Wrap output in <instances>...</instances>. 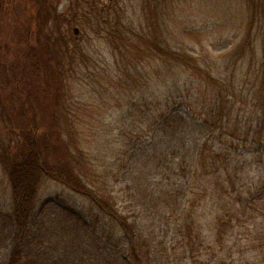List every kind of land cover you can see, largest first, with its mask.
<instances>
[{"label":"rangeland","instance_id":"374dc122","mask_svg":"<svg viewBox=\"0 0 264 264\" xmlns=\"http://www.w3.org/2000/svg\"><path fill=\"white\" fill-rule=\"evenodd\" d=\"M1 1L0 138H4L6 134L15 135L18 130H13L19 126L14 125L15 120L12 121L7 114L9 109L3 106L9 104L4 97L10 90L6 63L12 59L13 50L22 44V39L16 40L13 11L26 13L29 4L28 0ZM94 1L93 6L103 11L109 24L103 21L99 25L97 22L93 24L85 18L81 12V6L88 4L85 0H53L60 17L41 19L31 38L35 43H42L49 35V61L62 62L67 70L64 73L63 104H68L69 109L67 120H62L61 126L67 125L69 132H65V128L62 133L66 139L70 134L83 147L90 159V167L100 180H104L97 184H103L106 192L111 190L112 196H116V206L128 215L135 236L148 248L145 264H183L181 250L172 246L175 242L185 241L181 234L182 212L193 206L188 170L199 143L207 134L199 114L203 107L198 103V90L195 89L198 80L195 76L206 72L212 79L218 75L228 76L233 70L231 62H236L240 68L243 60L233 54L250 22L249 6L246 0ZM158 1L160 5H157ZM37 6L40 12L41 6ZM157 13L165 23L164 30L158 34L155 27ZM26 17L29 16L24 14L23 21L30 22ZM68 19L70 23H66ZM119 19L127 30L124 34L126 47L122 49L126 55L122 58L115 50L109 33ZM157 36L171 48L182 50L201 64L193 76L190 70L187 72L192 85L189 90L174 93L177 97L167 105L166 119L158 121L157 85L159 88L163 86L157 82V60L146 58L139 63L131 54L132 44L134 47L149 45L157 41ZM62 37L66 43L77 45L72 66L68 65L67 44L60 41ZM53 40L57 43L54 44ZM260 53L257 48L255 57ZM134 63L138 65L137 69ZM142 66V73L149 75L146 80L140 78ZM263 120L254 104H236L229 130L232 134L224 135L227 142H234L236 152L247 155L246 172L253 178L259 176L264 167V126L261 133H255ZM236 124L238 129L234 131ZM250 125L252 129L246 132ZM258 154H262L263 161H256ZM1 161L0 156V210L8 204L10 197ZM263 191L264 187L259 193ZM58 204L72 206L87 215L102 216L90 199L65 185L45 180L31 225L39 235L38 245L48 263L143 264L136 262L130 254L129 243L133 237L128 233L123 234L121 243L115 246L107 242V226L103 230L98 227L71 228L69 221L63 220L61 209L56 207ZM210 209L200 203L190 211L191 217L196 218L194 228L200 230L199 239L203 240L193 239L202 245L200 257L193 263L223 264L220 261L225 260L233 264H264V203L258 201L256 208L248 210L237 220L239 223H232L235 228L228 233L227 242L220 244L224 249L216 255L212 254L214 246L210 247L216 225L214 212ZM194 228L192 236L196 233ZM14 245L15 241L0 230V254Z\"/></svg>","mask_w":264,"mask_h":264},{"label":"trees","instance_id":"16d2710c","mask_svg":"<svg viewBox=\"0 0 264 264\" xmlns=\"http://www.w3.org/2000/svg\"><path fill=\"white\" fill-rule=\"evenodd\" d=\"M52 1L28 0L29 9L25 10L26 13L13 11L16 40L19 42L22 39V44L13 50L12 59L6 63V80L10 90L4 97L9 104L3 106L9 109L7 114L12 121L15 120L14 125L19 126L13 130L17 129V134H6L4 138H0L1 164L10 187L8 204L3 205L0 210V230L9 239L14 240L15 245L0 254V264H50L43 259L44 254L38 245L39 235L31 225L39 191L47 179L65 185L82 197L90 199L100 214L102 213V216H91L69 205H56L61 209L63 220L69 221L71 228L98 227L103 230L107 226V242L115 246L121 243L122 235L128 233L134 238H131L129 243L132 258L145 264L148 248L135 236L128 215H124L116 206V196H112L111 190V193L106 192L103 184H97L102 179L100 180L97 172L90 167V159L83 147L77 144L70 134L66 139L62 133V129L67 127L61 126L62 120H67L68 116V104H63L66 76L64 73L67 70L63 68L62 62L60 65L49 61V35L42 43H35L31 39L41 19L46 16L54 19L60 17L61 14L56 11ZM85 1L88 4L81 6L85 18H89L93 24L97 22L99 25L102 21L109 24L102 14L103 11L93 6L94 0ZM246 2L249 6L250 22L233 54L242 58L240 68L238 69L236 62H231L233 70L228 76L213 75L212 79L209 72L195 76L198 80V86L195 88L198 90V103L203 107L199 114L207 134L199 143L188 170L190 201L193 206L183 209L182 212L184 222L181 224V234L183 233L185 241L175 242L172 246L181 250L180 260L183 264H194L201 253L200 244L203 240L199 239L200 230L194 228L196 218L193 219L190 215L191 209H195L196 205L204 203L214 212L216 225L213 228L214 238L210 239V247L214 246L212 254L216 255L224 249L220 244L227 242L228 233L235 228L232 223H239L237 220L248 210L256 208L258 201L264 203V191L259 193L264 187V167L256 178L249 176L246 172V165L249 163L247 155L236 152L234 142L224 139V135L232 134L229 130L236 104H254L257 113L262 114L264 118V0ZM1 5L3 3L0 0V8ZM37 5L41 6L40 12ZM157 5H160L159 1ZM24 14L29 16L26 18L30 22L23 21ZM157 14L155 27L158 34L164 30L165 23L160 13ZM73 16L75 19V15ZM67 21L66 23H70L69 19ZM109 33L115 50H118L122 58L126 55L122 49L126 47L124 34L127 33L123 21L119 19V23L116 22L113 31ZM143 36L148 37L147 34ZM61 39L63 45L67 44L65 49L69 58L68 65L72 66L77 53L74 47L77 45L72 46V43H66L63 37ZM53 43L57 41L53 40ZM144 45L145 49L142 48ZM257 48L261 53L255 57ZM132 49L131 54L136 56L139 63L146 58L157 60V82L163 86L159 88L157 85V121L166 119L167 105L177 97L174 93L189 90L192 85L190 74L193 76L195 69H199L201 64L182 50L171 48L158 36L157 41L149 45L134 47L132 44ZM247 50L249 53H246ZM134 67L137 69L138 65L134 63ZM189 70L191 73L187 74ZM139 71L140 78L146 80L149 75L142 73L144 66ZM263 126L264 120L255 133H261ZM233 128L236 131L238 126ZM251 129L252 125L245 131L250 132ZM64 131L69 132L67 128ZM256 161H263L262 154L256 156ZM192 227L196 231L194 236L191 235ZM193 239H199L201 242L197 244ZM220 262L233 264L232 261Z\"/></svg>","mask_w":264,"mask_h":264},{"label":"water","instance_id":"95a60500","mask_svg":"<svg viewBox=\"0 0 264 264\" xmlns=\"http://www.w3.org/2000/svg\"><path fill=\"white\" fill-rule=\"evenodd\" d=\"M75 31H77V30L75 29Z\"/></svg>","mask_w":264,"mask_h":264}]
</instances>
